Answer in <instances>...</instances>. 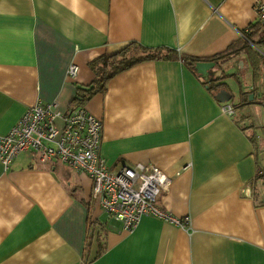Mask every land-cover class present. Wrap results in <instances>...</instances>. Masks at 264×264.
<instances>
[{"label":"crops","instance_id":"1","mask_svg":"<svg viewBox=\"0 0 264 264\" xmlns=\"http://www.w3.org/2000/svg\"><path fill=\"white\" fill-rule=\"evenodd\" d=\"M257 26L254 0H0V134L33 104H84L102 119L108 168L162 169L160 206L182 222L145 216L126 231L99 210L85 173L21 152L0 163V264H264ZM131 43L173 55L117 72L80 103L98 78L92 63ZM197 62L215 66L205 75Z\"/></svg>","mask_w":264,"mask_h":264},{"label":"built area","instance_id":"2","mask_svg":"<svg viewBox=\"0 0 264 264\" xmlns=\"http://www.w3.org/2000/svg\"><path fill=\"white\" fill-rule=\"evenodd\" d=\"M256 23L264 24V0H254ZM71 64L67 76L74 77ZM226 115L234 114L230 103L222 106ZM102 119L84 104L58 110L54 102L29 106L5 134H0V163L7 170L21 152H31L41 164L57 158L67 166L85 173L92 182V197L99 210L112 216L126 231H132L142 217L164 222H182L160 206L171 179L153 164L122 165L111 170L99 155Z\"/></svg>","mask_w":264,"mask_h":264},{"label":"trees","instance_id":"3","mask_svg":"<svg viewBox=\"0 0 264 264\" xmlns=\"http://www.w3.org/2000/svg\"><path fill=\"white\" fill-rule=\"evenodd\" d=\"M256 25H259L257 26V33L264 38V24L256 23ZM246 38L251 42V38H249V36H246ZM172 52L173 51H166L163 53V51L159 49L151 50L131 43L121 49L118 53L109 56L108 59L102 60L101 62L99 60L93 62L92 68L94 69L98 78H96L94 84L91 85V88H81L79 90V102L82 103L96 92L104 91L107 81L117 72L147 59H153L160 56L169 57L170 55H173ZM227 54L228 51L226 49L223 53L217 56L221 57ZM216 59L217 57H215L213 60ZM188 60H190L191 63H194L197 59L191 57Z\"/></svg>","mask_w":264,"mask_h":264},{"label":"water","instance_id":"4","mask_svg":"<svg viewBox=\"0 0 264 264\" xmlns=\"http://www.w3.org/2000/svg\"><path fill=\"white\" fill-rule=\"evenodd\" d=\"M215 66V62H197L195 63V68L198 70L199 73H203L205 75H207L208 73V70L213 68ZM92 86L88 87V88H91ZM221 92H224V91H221ZM228 94V97H229V93L226 92ZM220 98L219 100L220 101H227L229 98Z\"/></svg>","mask_w":264,"mask_h":264},{"label":"rangeland","instance_id":"5","mask_svg":"<svg viewBox=\"0 0 264 264\" xmlns=\"http://www.w3.org/2000/svg\"><path fill=\"white\" fill-rule=\"evenodd\" d=\"M253 76L255 77L256 74H254ZM251 83H252L255 87H257V88H259V86H260V83H259V81H258V79H257V76H256V78H253V77H252V81H251ZM233 102H237V99H233Z\"/></svg>","mask_w":264,"mask_h":264}]
</instances>
